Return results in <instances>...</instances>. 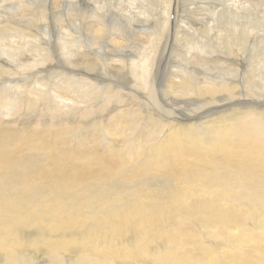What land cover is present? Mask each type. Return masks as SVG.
<instances>
[{
    "label": "bare ground",
    "instance_id": "bare-ground-1",
    "mask_svg": "<svg viewBox=\"0 0 264 264\" xmlns=\"http://www.w3.org/2000/svg\"><path fill=\"white\" fill-rule=\"evenodd\" d=\"M137 1L69 0L65 16L71 10L73 24L56 47L54 34L33 24L49 16L46 0L25 8L24 0H0V108L33 105L28 113H38L44 125L55 118L58 126L0 130V250L6 264H23L22 254L39 247L60 263L68 244L85 248L68 264H154L150 248L160 238L180 250L168 249L155 264H264V242H256L255 230H243L253 221L264 225V21L256 26L252 18L259 10L252 17L227 6L214 11L199 0L202 14L194 18L200 24L193 28L189 15L190 27L176 22L175 0H156L165 7L163 18L149 14L151 0L136 8ZM156 17L159 31L149 25ZM25 38L32 39L26 42L32 51L22 50L18 41ZM58 50L67 62L55 56ZM134 50H141L139 56ZM5 59L22 69L55 65L17 78ZM162 65L167 74L160 79ZM4 75L10 78L2 88ZM44 89L52 93L48 109L36 103L44 100ZM87 118L83 128L80 120ZM238 125L242 132L234 130ZM89 130L91 138H79ZM133 131L137 145L127 142L131 151L119 150V136L133 137L126 135ZM97 140L102 152L79 150ZM75 142L79 149L63 148ZM173 209L180 222L161 231L157 225L172 218ZM192 219L208 228L207 240L228 237L230 249L216 250L197 238ZM18 225L43 231L24 246ZM67 227L82 236H52Z\"/></svg>",
    "mask_w": 264,
    "mask_h": 264
},
{
    "label": "rangeland",
    "instance_id": "rangeland-1",
    "mask_svg": "<svg viewBox=\"0 0 264 264\" xmlns=\"http://www.w3.org/2000/svg\"><path fill=\"white\" fill-rule=\"evenodd\" d=\"M33 1H36V2H42V0H33ZM48 3H49V6L51 7V11H49V13H48V17H46L45 19H40V20H38L37 22L38 23H33V24H35L36 26H37V28L36 29H38L37 31L38 32H40L41 31V27L43 28L44 26H46L50 31H51V33H53L54 34V43H55V45H56V47L59 45V43H60V45L62 44V38L64 37V32L68 29V28H70L71 26H72V24H73V22L71 21H69V19L71 20V17H70V13H71V10L69 11V14H67V16H65L66 15V10L67 9H69V8H71L69 5L70 4H68L69 3V0H63V2L65 3H63L62 2V0H46ZM176 1V6H177V16H176V22H178V24L181 26V25H183V23H185V24H187L189 27H190V25H189V23H187V21L186 20H189L190 19V21H191V24L192 25H194V27L193 28H198V25L200 24V22L198 23V21H196L195 20V18H194V16H195V13L196 14H198V13H201L199 10H196V7L198 6V2L197 1H199V0H196L195 2H194V0H175ZM193 1V2H192ZM201 1V0H200ZM199 1V2H200ZM207 1V4H209L210 3V5H208V6H210L214 11L216 10V11H219V10H221L222 9V6H227L228 8H232V12H236V13H238V14H245V15H250L251 17L253 16V15H251L252 13L254 14H256V12L259 10V12H257L258 13V15L260 14V16H258L257 14V17L254 15L252 18H255V20L258 22V25H256V26H259V25H261V23L264 21V0H206ZM222 1V2H221ZM93 2V1H92ZM138 2V4L137 3H134L135 5V7L136 6H138V7H141L142 6V4H144V3H142L141 2V0L139 1H137ZM202 3H205V0H202L201 1ZM221 2V3H220ZM226 2V3H225ZM195 3V4H194ZM197 3V4H196ZM218 3H220V4H218ZM12 4L13 5H15L14 4V2H12ZM29 4H31V5H33V3L31 2V0H24V2L22 3L21 2V5H22V7H28L29 6ZM90 3H88V1H86V3H84L83 4V6H82V9H85L86 7H88V5H89ZM92 4V3H91ZM193 4V5H192ZM53 5V6H52ZM66 5H68V6H66ZM92 5H94V2H93V4ZM92 5H90V6H92ZM140 5V6H139ZM175 5V4H174ZM12 5L10 4V7L9 8H12V9H15V7L14 6H12ZM235 6V7H234ZM53 7H54V9H53ZM64 7H66L65 9H64ZM138 7H136V8H138ZM150 7L153 9L151 12L149 11V14L150 15H153V14H156V16L157 17H159V18H163L164 17V13H165V7L162 5V4H157L156 3V0H151V2H150ZM220 7V8H219ZM256 7H257V9H256ZM216 8H218V10L216 9ZM234 8V9H233ZM245 8V9H244ZM30 9V8H29ZM90 9H91V7H90ZM189 9H191V10H189ZM193 9H195V10H193ZM241 9V10H240ZM251 9L252 10H254V11H252L251 12ZM65 10V11H64ZM138 10V9H137ZM136 9L133 11L134 13H136L137 14V12H138V14H139V16L138 17H140V19L142 20V21H147L148 19L145 17V16H143L142 14V16L140 15V12H139V10L137 11ZM236 10V11H235ZM250 10V11H249ZM255 10H257L256 12H255ZM240 11V12H239ZM245 11V13H242V12H244ZM64 12H65V14H64ZM247 12H250L249 14L247 13ZM158 13V14H157ZM55 15V16H52V15ZM58 14V15H57ZM137 14V15H138ZM202 14V13H201ZM261 14H263V16L261 15ZM33 15V14H32ZM160 15V16H159ZM182 15V16H181ZM189 15V16H188ZM191 15H192V17H191ZM52 16V17H51ZM59 16V17H58ZM189 17V19H188V17ZM142 17V18H141ZM145 17V18H144ZM157 17L155 18V19H151V21L150 22H152L153 21V24H149L150 26H155V27H157L156 28V30L157 31H159L160 29H161V24H160V21L159 22H156L157 20ZM191 17V18H190ZM52 18H54V19H52ZM60 18H61V22H60ZM143 18L145 19V20H143ZM186 18V19H185ZM258 20H260V18H261V20L260 21H258ZM51 19V20H50ZM56 19V21H54ZM263 19V20H262ZM50 20V21H49ZM160 20V19H159ZM45 21V22H44ZM60 23H59V22ZM62 21H64V23L62 22ZM65 22H67V23H65ZM69 22V23H68ZM195 22V23H194ZM55 23V24H54ZM46 24V25H45ZM56 24H58L57 25V27H56ZM60 24V25H59ZM63 24V25H62ZM170 24L172 25V21H171V19H170ZM68 25V26H67ZM24 26L26 27V26H30V24H24ZM70 26V27H69ZM61 28H63V29H61ZM67 28V29H66ZM55 29V30H54ZM57 29V30H56ZM262 29L264 30V27L262 26ZM61 32H60V31ZM41 34L42 33H40L39 35V38L38 39H43V36H41ZM56 36V37H55ZM61 40V41H60ZM27 41H32V39H28V38H25V39H22V40H20V41H18L21 45H22V50H24V49H26V48H28L30 51H32L29 47H26V42ZM60 41V42H59ZM59 42V43H58ZM172 44H170L169 45V48L170 47H172L171 46ZM100 46V42H99V44L96 46V47H94V49H96L97 47H99ZM175 54H177L178 52H179V47H178V43L175 45ZM58 49V48H57ZM98 49V48H97ZM178 49V50H177ZM21 50V49H20ZM133 52V51H132ZM139 52H141V50L140 51H136V50H134V52H133V54H134V56H139L138 55V53ZM29 53H31V52H29ZM64 54L63 53H61V52H59V50H58V52H56L55 53V56L58 58V59H60V60H62V61H65V62H67L68 61V59L69 58H64V56H63ZM22 58V57H21ZM26 58H28V56L26 55ZM136 58V57H135ZM24 59V58H23ZM29 59V58H28ZM27 59H24V61H26ZM40 60H41V58H40ZM5 61H6V63H5V65H7L8 67H9V69L11 70L12 68V72H10L9 74H13V72L14 73H16V77L17 78H24V76L25 75H28V76H32V75H34V74H36L37 72H42V71H44V70H46L47 68L46 67H50V66H54L55 65V63H48V64H38V65H36V66H32V64H31V68H26V69H22V68H20V66H17V63L16 62H11V61H9L8 59H5ZM10 62V63H9ZM171 63H174V60H172L171 61ZM53 64V65H52ZM14 66V67H13ZM46 66V67H45ZM34 67V68H33ZM35 69V70H34ZM14 70V71H13ZM23 70V71H22ZM34 71V72H33ZM37 71V72H36ZM97 71H95V72H92V76H94V78H96V77H99L100 75V73L98 74V73H96ZM167 74V71L165 72H163V65L161 66V67H159V69H158V73H157V71H156V74H157V76H159V78L161 79L162 77H163V75L164 74ZM6 76V77H5ZM20 76V77H19ZM6 78V79H5ZM10 77H9V75H4V76H2V79H1V82H3V84L1 85V87L3 88V87H5V82L9 79ZM45 91H46V94L43 96V98H44V100H40L39 102H36V103H38V105H40V107H42V108H46L45 106H47V104L48 103H52V100L50 99V96H52V93H51V90L50 89H44ZM49 90V91H48ZM72 93H69L68 92V95H71ZM35 103V104H36ZM167 103L168 104H171L172 103V101H167ZM22 104V103H21ZM199 104V103H198ZM198 104H197V106H198ZM20 105V104H19ZM23 105V104H22ZM118 107H117V111H119L120 112V110H121V106L120 105H117ZM33 107V105L31 106V108L30 109H33L32 108ZM22 109V110H21ZM30 109H28V107L26 106V110L25 109H23V107H19L18 108V110H11V111H7V110H4V109H1L0 108V130H4L5 128V130H7V129H20V128H22V129H26V130H28V131H31V130H39V129H48V130H50L49 128H58V126L57 125H55L56 123H57V120L55 119V118H53V119H49L48 121H50V122H47V125H44L42 122H43V118L41 119V118H39L38 117V113H35V114H32L31 115V113H28L29 111H30ZM46 109H48V108H46ZM25 110V111H24ZM17 111V112H16ZM39 111V110H38ZM23 112V113H22ZM24 113H28L30 116H28L27 114V116L24 114ZM46 113L47 112H45L44 113V115H46ZM115 113V112H114ZM114 113H112V115L114 114ZM5 115V116H4ZM34 115V116H33ZM43 115V114H42ZM36 116V117H35ZM32 117V118H31ZM104 117H106L104 120H106L107 119V117H109L108 116V113L107 114H105V116ZM26 119V120H25ZM30 119V120H29ZM85 122V124L83 125V128L85 127V128H87V127H89V126H87V124H88V122L90 121V118H87L86 120H80V122ZM7 122V123H6ZM6 124V125H5ZM11 125L12 126H14V127H11ZM67 125H69V123H67ZM7 126V127H6ZM11 128H10V127ZM16 126V127H15ZM35 127V128H34ZM242 126H236L235 127V129L234 130H241V132H242ZM249 130H251V128L249 129ZM138 132V131H137ZM137 132H130V133H126V135L127 134H130V136H133V137H130L129 138V135L127 136L128 137V139H127V137H120L119 136V138H118V140H119V143L118 144H121V146H119L118 145V148H119V150H122V149H125L124 147H128L129 145H130V147H132V145H131V143L133 144V145H137V144H134V140H135V138H134V136H136V138H137V135H138V133ZM245 132V129H244V131H243V133ZM81 133V134H80ZM79 134H80V136H79V138H86V137H88V138H91V134H92V132L89 130L88 132L87 131H80L79 132ZM125 138V139H124ZM126 139L128 140V141H126ZM130 139V140H129ZM129 141H131V142H129ZM133 141V142H132ZM96 142V143H95ZM95 142H93V143H91V145H88L87 147L88 148H85V146H83L82 144H80V146H78L79 145V143L78 142H75V143H72V144H70V145H68V144H65L64 145V149H66V150H68V149H71V150H75V149H79V147H80V149L79 150H86V149H90V150H93L94 152H96V153H98L99 152V150H100V152H102V149H101V147L99 146V143H98V140L97 141H95ZM127 142H128V144H127ZM128 145H126V144ZM97 144V145H96ZM123 144V145H122ZM73 145V146H72ZM76 145V146H75ZM109 145H111V143L109 144ZM124 145H126V146H124ZM99 147V148H98ZM130 147H128V150L130 149V151H131V148ZM97 149H99L98 151H97ZM110 150H111V148H109ZM107 150V149H106ZM109 150V151H110ZM99 152V153H100ZM30 154L31 153H26V155L28 156V158L29 159H34V157L32 156V154H31V156H30ZM131 161V160H130ZM136 164V163H135ZM127 168H128V166H126ZM138 168H142V164L140 163V166L138 167ZM128 170H129V168H128ZM128 175V174H127ZM130 176V175H129ZM133 183H135V180L133 181ZM181 208H185V206H182ZM173 212H174V214H173V216H172V218H171V215H169V216H167V217H165V219L163 218V220H161V222L157 225V228H160V230L162 231V230H169L170 229V226H171V224H172V220L177 224L178 222H180L179 221V219H178V217H177V213H178V211H176L175 209H173L172 210ZM175 212H177V213H175ZM195 217V216H194ZM193 220V222L191 221V223H192V227L196 230V233L197 234H200V235H197V238H202V240H203V242H205V244H208L209 246H211V247H213L214 246V248L216 249V250H228V249H230V246H231V240L228 238V237H226V238H224V237H218V238H216V239H212L211 237H210V240H207V238H209V236H207L208 235V233H209V230H208V228H205L204 226H199V227H196L194 224H195V219H192ZM164 221V222H163ZM166 221V222H165ZM169 222V223H168ZM167 223V224H166ZM171 223V224H170ZM253 223L254 224H251L249 227L247 226V225H244V228H243V230L245 231V230H248V231H250V232H252V230H253V232H254V230L256 231V234H255V232H254V234L255 235H258L257 237H256V242H258V241H260V242H264L263 240H264V225H259L258 224V222L257 221H253ZM166 224V225H165ZM165 225V229H163V226ZM183 225V224H182ZM181 225V226H182ZM256 226V227H254V226ZM258 225V226H257ZM183 228H184V226H182ZM252 227H253V229H252ZM21 228V229H20ZM199 228H200V230H199ZM256 228V229H255ZM262 230H261V229ZM15 229H17V232H18V234L20 233H22L20 236H21V238H23L22 240H23V242H26V243H23V245L24 246H28V245H26L27 243L28 244H30L29 243V240H32L33 239V237L34 236H37L38 234H39V232H41V231H43V228H42V230H41V227H39V226H36L35 227V229L33 228V229H30V228H27V227H21V226H16V228ZM38 229V230H37ZM86 229V228H85ZM258 229H260V231L258 230ZM22 230H24V232L22 231ZM27 230V231H26ZM205 230V231H204ZM37 231H39L38 233H37ZM259 231V232H258ZM61 232H63V236H65L66 234L67 235H74V237L75 238H79L80 236H82V234L83 233H80L79 232V230L77 229V228H65V229H59V230H55V232H51V234H52V236L53 237H55V238H57V236L61 233ZM71 232V233H70ZM201 232H203V233H201ZM31 233V234H30ZM35 234V235H34ZM54 234V235H53ZM79 234V235H78ZM261 234V235H260ZM159 235H160V233H159ZM158 235V236H159ZM262 236V237H261ZM53 237H52V239H53ZM207 237V238H206ZM54 238V239H55ZM205 240H204V239ZM9 239V238H8ZM28 239V240H27ZM53 239V240H54ZM219 239V240H218ZM262 239V240H261ZM187 240H189L188 238H187ZM216 240V241H215ZM225 240H226V242H225ZM221 241H223V242H221ZM221 242V243H220ZM160 243H162V244H160ZM164 244L166 245V246H164ZM227 247H225V246ZM23 246V247H24ZM76 246V247H75ZM222 246V247H221ZM167 249H166V248ZM191 246H189V247H187V248H190ZM218 247V248H217ZM75 248H77V249H75ZM162 248V249H161ZM224 248V249H223ZM85 248H84V246H82V245H79V244H73V246L71 245V244H68L67 245V249L65 250V251H63V253L60 255V263L59 262H57L56 260H52V259H54V258H56V255L55 254H51L49 251H48V249L46 248V247H39L37 250H36V252L35 251H33V252H31L32 254H30V253H28V252H24V254H22V261H23V264H68V262L70 261V258L71 257H73L74 255H76L77 253H79L80 252V254L83 252V250H84ZM168 249H174V250H180V248H179V244H170V242L169 241H165V240H163L162 238H160V242H157V243H155V244H153L152 246H151V248H150V253H151V255H153L154 256V264L156 263V262H158V260H157V257H159V260L161 259V258H163L162 256H163V254L168 250ZM24 250L26 251L27 249L24 247ZM23 250V251H24ZM163 250V251H162ZM216 250H213V251H216ZM47 253V254H46ZM46 254V255H45ZM166 254V253H165ZM25 255V256H24ZM70 255V256H69ZM72 255V256H71ZM68 257V258H67ZM74 258V257H73ZM72 258V259H73ZM25 259H28L29 261L28 262H25ZM69 259V260H68ZM1 260H2V262H1ZM6 260H7V255H6V252L4 251H1L0 250V264H6L5 262H6ZM56 262V263H55ZM144 262H145V264H151V261L149 260V259H147V260H144Z\"/></svg>",
    "mask_w": 264,
    "mask_h": 264
}]
</instances>
